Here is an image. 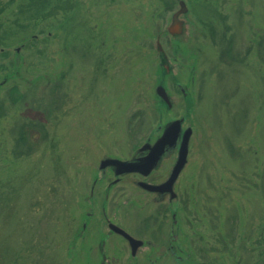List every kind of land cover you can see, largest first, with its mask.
<instances>
[{
	"label": "rangeland",
	"instance_id": "obj_1",
	"mask_svg": "<svg viewBox=\"0 0 264 264\" xmlns=\"http://www.w3.org/2000/svg\"><path fill=\"white\" fill-rule=\"evenodd\" d=\"M29 1L0 0V264H262L264 0H47L41 20ZM27 117L46 123L31 153L14 141ZM178 119L175 197L139 183L165 182L178 144L145 179L99 169ZM110 223L143 242L134 255Z\"/></svg>",
	"mask_w": 264,
	"mask_h": 264
},
{
	"label": "water",
	"instance_id": "obj_2",
	"mask_svg": "<svg viewBox=\"0 0 264 264\" xmlns=\"http://www.w3.org/2000/svg\"><path fill=\"white\" fill-rule=\"evenodd\" d=\"M179 5L180 9L173 14L171 24L167 28V31L171 36L180 35L183 31V22L180 21L178 17L181 14L186 13V7L183 2H180ZM155 93L167 107H171L170 100L165 92V89L161 85L157 86ZM191 132L190 128L182 130V120H174L164 127L161 135L153 144L147 143L140 149V152L147 151L145 156L131 161L104 159L100 162L99 169L102 170L105 168H111L115 176L133 173L141 176H147L151 170L157 166L165 151L173 149L176 144H178L177 159L167 180L154 186L139 183V186L148 192L159 194L170 193V197L173 198L174 194L172 193V186L187 162V146ZM108 227L111 231L122 236L128 241L131 247L132 255H134L137 249L142 245V242L133 239L120 228L112 224H109Z\"/></svg>",
	"mask_w": 264,
	"mask_h": 264
},
{
	"label": "trees",
	"instance_id": "obj_3",
	"mask_svg": "<svg viewBox=\"0 0 264 264\" xmlns=\"http://www.w3.org/2000/svg\"><path fill=\"white\" fill-rule=\"evenodd\" d=\"M35 0H30L29 1V4L30 6H26L25 7V10L27 11V13H30L31 12V16H34L36 15L37 18L40 17V15H38V12L39 11H42L43 8L45 7V5L47 6V0H44V1H41V4H40V1H35ZM39 5H43V6H39ZM36 18V19H37ZM43 18V16L41 15L40 17V20ZM36 21V20H35ZM38 22V21H37ZM35 24V22H34ZM36 25V24H35ZM258 39V37H257ZM262 41H259V45L257 48H255L254 46H251V50H253L254 48L256 49V51H259L258 49L260 48V50L264 49V45H263V42H264V37L261 38ZM228 47H229V52L231 53L232 52V46H230V43L228 44ZM250 50V51H251ZM222 58V52L220 53V60ZM57 92L55 90H51L49 94H45V96H48L46 97L45 100H40L38 106H35L33 105V108L38 109L40 111H38L39 113L37 114L38 116H42V120H46V117H48L52 110L54 111V108L55 110H58V107L55 106V102H56V99L53 98L54 95L56 94ZM10 98H11V101H16L17 99L20 100V95L17 91V88H12L10 90ZM47 103V105H46ZM45 104V106H44ZM40 106H42L40 108ZM45 125L46 123L43 122V121H40V120H35L34 117H27L25 120L21 121L20 125L17 126L16 128V139H14V141L16 142V144L18 146H23V147H26L27 150L31 153L33 152L35 149H34V145L36 143V136L35 133L36 132H42L44 133L45 131ZM261 263L264 264V259L261 260Z\"/></svg>",
	"mask_w": 264,
	"mask_h": 264
},
{
	"label": "flooded vegetation",
	"instance_id": "obj_4",
	"mask_svg": "<svg viewBox=\"0 0 264 264\" xmlns=\"http://www.w3.org/2000/svg\"><path fill=\"white\" fill-rule=\"evenodd\" d=\"M177 146H175L173 149H175ZM173 149H171V150H173ZM147 153V152H146ZM143 154L144 153H142L141 155L143 156ZM107 169H109V168H107ZM111 169V168H110ZM112 170V169H111ZM112 172H113V170H112ZM114 173V172H113ZM135 175H137V174H135ZM150 175V174H149ZM149 175H147V176H141V175H137V176H139V177H141V178H143V179H145V178H147ZM149 184V183H148ZM148 193V192H147ZM163 196V195H162ZM174 216V215H173ZM110 233H112V232H110ZM113 234V233H112ZM173 238L174 237H172L171 238V247H170V249H171V252H173V250H172V248H173V246L175 247V249H176V251L177 250H179V248H178V244H177V240H175L173 243H172V240H173Z\"/></svg>",
	"mask_w": 264,
	"mask_h": 264
}]
</instances>
